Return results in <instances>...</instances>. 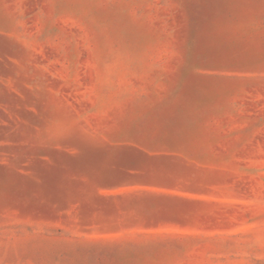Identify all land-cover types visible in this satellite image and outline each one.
<instances>
[{"label":"rangeland","instance_id":"1","mask_svg":"<svg viewBox=\"0 0 264 264\" xmlns=\"http://www.w3.org/2000/svg\"><path fill=\"white\" fill-rule=\"evenodd\" d=\"M0 264H264V0H0Z\"/></svg>","mask_w":264,"mask_h":264}]
</instances>
